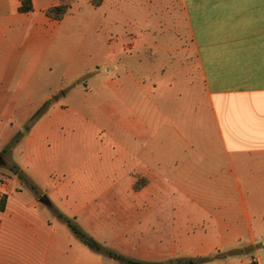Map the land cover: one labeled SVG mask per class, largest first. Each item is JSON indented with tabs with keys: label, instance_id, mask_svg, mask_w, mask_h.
<instances>
[{
	"label": "crops",
	"instance_id": "1",
	"mask_svg": "<svg viewBox=\"0 0 264 264\" xmlns=\"http://www.w3.org/2000/svg\"><path fill=\"white\" fill-rule=\"evenodd\" d=\"M79 2L87 11H80ZM157 2L166 8L164 1ZM175 2L203 93L200 98L189 82L191 86L174 96L172 136L167 143L171 132L160 122L164 113L160 104L156 115L160 119L151 131L150 94L141 85L150 75L145 56L124 55V67L117 60L124 48L141 47L146 52L169 48L155 46L150 36L156 31L146 22L144 32L126 30L125 40L118 36V21L131 16L132 6H122L119 0H31V10L21 12V0H0V157L4 161L0 163V264H103L95 256L101 255L98 240L86 237L93 228L112 231L110 225L96 222L103 200L94 197L103 194H95L79 180L96 178L107 163L97 158L98 152L84 153L83 133L105 130L114 144L110 172L131 181L147 180L138 189L132 186L116 196L129 197L126 211L140 206L144 213L156 212L153 219L161 226L171 224L173 248L168 254L180 249L183 257L182 263L179 256L173 257V264H264L257 249L264 245V0ZM57 5H67L58 19L46 13ZM144 10L149 15V7ZM88 21L89 27L84 25ZM170 49L184 51L182 42ZM138 63L141 73L136 72ZM120 66L124 77L118 73ZM137 97L141 99L134 110L131 102ZM49 100L45 111L34 116ZM118 100H125L124 108H119ZM13 115L20 117L15 127ZM184 115L191 118L183 119ZM79 117L91 125L78 124ZM15 135L17 141L3 151ZM92 145L97 148L99 142ZM11 164L24 173L26 183L9 169ZM65 169L68 179H78L74 187L65 184L66 176L51 184L52 172ZM153 179L162 184L153 188ZM166 180L173 181L168 182L172 189L165 187ZM30 184L43 192L46 202L41 195L36 197ZM173 190L174 195L189 196L190 204L162 203ZM135 195L156 196L158 203H135ZM60 214L72 218L84 236L75 233ZM142 218L149 216L145 213ZM88 237L93 246L87 245ZM157 245L159 252L166 251L164 240L158 239ZM239 248L244 250L227 253ZM107 250L113 251L102 252L107 255ZM113 252L116 258L107 255L113 261L127 257ZM200 257L210 258L187 262Z\"/></svg>",
	"mask_w": 264,
	"mask_h": 264
},
{
	"label": "rangeland",
	"instance_id": "2",
	"mask_svg": "<svg viewBox=\"0 0 264 264\" xmlns=\"http://www.w3.org/2000/svg\"><path fill=\"white\" fill-rule=\"evenodd\" d=\"M149 5L145 0H127L125 3V0H119V3L121 2L122 6L129 5V7L133 8V10L129 11L130 17H122L119 19L118 27L115 30V32L118 34V36H121L123 40H125L124 33L126 30H134V33L139 34L144 32L142 25L146 23L150 24L151 29H154L156 32H154V35L150 36L155 41V46L162 45L169 47L168 49H159L158 47H154L152 51L146 52L142 51L141 47L139 49L137 48H130L129 50L121 51V54L117 55L118 62L123 65L125 64V56L124 55H130L132 54L134 57L142 58L145 56L147 61V66L150 72L149 78L144 77L145 82L141 83L142 86H145L146 91L150 94V100L148 106L150 107V124H151V131H154L157 126V119L160 118L156 116L158 114V104H160L161 110L164 112L162 113V120L161 123L166 124V126H169V123H173L174 115H173V109H174V96L177 95V93L184 88H187L191 86L189 82L192 83V87H196L198 96L201 98V94L203 93V86L200 81L199 76L197 75V69L194 65V59H193V53H192V62H190L189 53L190 51L189 46L190 43L186 40V34H185V26L182 17L179 14L178 9L176 8V2L175 0H160L164 1L166 3V8L161 9L160 4L157 2V0H149ZM67 6V5H66ZM71 6L74 8V4H71ZM77 6H81L80 11H87L85 8V4H77ZM149 7V15H145V8ZM144 7V8H143ZM89 11V10H88ZM94 13V11L92 10ZM73 15V14H72ZM89 22L87 24L84 23L85 26L89 27ZM93 23H92V27ZM93 33H96L93 29H91ZM179 31L181 33L180 37H177L175 35V32ZM141 40H136L134 43H140ZM182 42V46L184 51L178 52L174 51L173 49H170L174 46L179 45ZM137 49V50H136ZM187 49V50H185ZM139 68H137L136 72L141 73V67L138 63ZM122 66L119 67V75L124 77L125 73L121 70ZM89 67L86 69L88 70ZM97 70L99 71V74L104 76V73L102 70L98 67ZM163 70L162 72H160ZM112 74L115 75V71L112 69ZM87 76V75H85ZM83 78H86V77ZM140 80H141V76ZM88 78V76H87ZM180 81V82H179ZM82 86H86L85 84H82ZM122 88H124V85H121ZM82 88V87H81ZM138 90L134 88V93H136ZM162 93H164L162 95ZM162 95V96H161ZM165 95V96H164ZM107 97L108 94H107ZM164 97V98H163ZM141 99L137 97L132 102L131 105L134 110H138V103ZM182 100L183 104H186L189 107V102L186 100ZM95 101V100H94ZM104 101V99H103ZM75 103V99L72 101ZM98 102H102L101 100H98ZM125 100H118L117 104H119V108H124L123 104ZM50 103V100L47 101L46 107H48ZM155 114V115H154ZM69 118V117H68ZM183 119H190V116L184 115L182 117ZM13 121V126H18V121L20 117L18 115H13L11 117ZM78 124H86L91 125V121H88L85 117H79L78 118ZM160 123V124H161ZM159 124V122H158ZM23 130V128L21 127ZM172 128L170 127V132L167 133V143L171 140L172 136ZM86 138V144L84 146V153L87 156L93 155L95 152H98L97 158H103V160H106L107 163L102 165V171L96 178H85L84 181L79 180L82 182V184L89 189H93V192L95 194L102 193L103 195L95 196L94 198H98L103 200L101 205V212L98 215L99 219H96V222L98 223H104L108 224L112 227V231L109 232L104 226L89 229V233L86 234V237L88 235L96 238L98 240V245L100 246V252L101 255H95L96 257H100L103 264H107L106 261H111L112 264H124L120 260L113 261L112 259H109V257L102 251L105 249H111L121 255L127 256V257H134L139 258L142 260H160L167 264H173V257L179 256L180 263L183 261V257L180 249L173 250L170 254L169 249L173 248V238H172V226L167 221L166 223H163L162 226L159 224L158 220L153 219V215L156 214L154 211H147L145 212L149 218L147 220L143 221L142 215L145 214L143 209L139 206V210H132V211H126L125 205L127 203V200L129 199L128 196H116L117 194L124 195L126 190L132 186H134L135 189H138L139 186L147 181L143 178H138L135 181H131L129 177L120 178L117 176H120L111 173L110 167L108 163V159L110 155L112 154L111 147L112 144L111 140L109 138L108 131H102L100 134L94 133V132H87L83 133ZM97 134V137H96ZM20 135V134H19ZM153 133H150V138L152 139ZM82 139V137H81ZM94 142H99V147L95 148L92 144ZM90 143L91 145H88ZM87 146V147H86ZM9 149V148H8ZM0 163H3L2 157H0ZM126 159H124L123 165L126 167L125 163ZM63 167V166H62ZM65 167V166H64ZM1 169V168H0ZM67 170L62 171H56L52 172L51 176V184H57L59 180H63V177L66 176L65 184L68 185L70 188L74 187V184L78 181V179H68L69 177L66 175ZM1 174V173H0ZM116 175V176H115ZM4 178V177H3ZM151 186L153 188H157L159 185L162 184V180L153 179L150 181ZM168 182L173 181H165V187H170L168 185ZM44 185L42 186H49L50 185ZM230 185L232 188V191L236 193L234 181H230ZM35 186V185H34ZM77 186V185H76ZM75 186V188H77ZM37 190V188H35ZM182 193H185L184 191H181ZM188 191H186L187 193ZM43 192L41 190H37L36 197L39 198V196H42ZM174 190L169 193L167 192L165 197L162 198L161 202L174 206V205H188L190 204L189 196L178 194L174 195ZM188 194V193H187ZM135 203H147L148 200L150 201V206L152 204L156 205L158 203L156 196H134ZM129 208V207H128ZM57 214V212L55 213ZM171 213L167 212V215ZM154 220V221H153ZM165 225V226H164ZM158 239H162L165 241L166 244V251L159 252L157 241ZM109 241V242H108ZM151 242H154V244H151ZM90 247L87 246V253L89 254ZM248 249V248H247ZM261 249L259 254H261L262 258L264 257V245L258 244V248ZM240 250H244L243 248L234 249L227 251V253H236ZM96 251V250H95ZM91 253V252H90ZM87 254V255H88ZM222 253H219L218 255H221ZM224 254V253H223ZM253 250L251 251V254L247 256V260H251V257L253 255ZM171 255V258L168 256ZM164 259V260H163ZM250 264H253L251 261Z\"/></svg>",
	"mask_w": 264,
	"mask_h": 264
},
{
	"label": "trees",
	"instance_id": "3",
	"mask_svg": "<svg viewBox=\"0 0 264 264\" xmlns=\"http://www.w3.org/2000/svg\"><path fill=\"white\" fill-rule=\"evenodd\" d=\"M32 8V5H31V0H21V3L18 7L19 11L21 12H27L29 10H31ZM66 10V5H57V6H52V7H49L47 8L46 10V13L51 16V17H54V18H60L62 16V14L65 12ZM47 105V102H45L38 110L37 112L35 113L34 116H39L40 114H42L45 109L47 108L46 107ZM17 136H13L10 140V142L6 145V147L3 149V151H7L8 148H10L11 146H13V144L17 141ZM9 169L11 171H13L14 173L17 174L18 178L20 180H22L24 183H26V178H25V175L24 173H22V171H20L17 166L15 164H11L9 165ZM30 187L35 189V186L34 184H30ZM59 216H61L69 225L70 227L72 228V230L77 233L78 235L80 236H84L83 232H81L77 226L72 222V218H69L67 216H64L63 214H60ZM107 255L110 256V257H113V258H116L117 257V254L114 253L113 251H109L107 250L106 251ZM120 260H123L125 261L126 263H130V264H154L152 262H147V261H138V260H135V259H132V258H128V257H123V256H120L119 257ZM210 257H200V258H188L187 259V262L189 263H196V262H202V261H206L208 260Z\"/></svg>",
	"mask_w": 264,
	"mask_h": 264
},
{
	"label": "water",
	"instance_id": "4",
	"mask_svg": "<svg viewBox=\"0 0 264 264\" xmlns=\"http://www.w3.org/2000/svg\"><path fill=\"white\" fill-rule=\"evenodd\" d=\"M40 200L42 202H46V196L45 195H42L41 198H40ZM86 243L89 246H93L95 244L94 241L90 237L87 238Z\"/></svg>",
	"mask_w": 264,
	"mask_h": 264
}]
</instances>
